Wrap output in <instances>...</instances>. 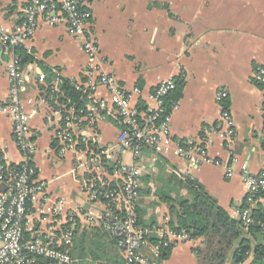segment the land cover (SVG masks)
<instances>
[{"label":"crops","instance_id":"crops-1","mask_svg":"<svg viewBox=\"0 0 264 264\" xmlns=\"http://www.w3.org/2000/svg\"><path fill=\"white\" fill-rule=\"evenodd\" d=\"M27 4L28 0H0V25L16 30L24 20ZM90 8V32L99 47L103 72L116 77L126 89L142 88L146 96L161 81H184L172 111L173 138L184 145L189 141L199 146L210 142L206 146L208 155L222 162H202L198 156L191 162L176 154L175 149L163 156L146 152L136 163L142 174L140 208L144 219L160 226L169 216L167 204L152 198L153 183H157V189L190 198L187 190L176 184L177 179L184 178L201 184L235 218V210L246 199V173L258 174L264 169V87L253 80L255 69L264 67V0H95ZM24 48L30 60L24 65L21 98L30 114L37 179L45 185L43 194L33 203L27 227L33 235L44 231L52 208L60 202L65 214L100 213L101 209L93 206L84 188L87 171L80 167L84 157L60 152L55 136L60 115L46 92L49 86L53 91L59 89L58 79L87 89V57L82 45L66 24L53 27L39 19ZM10 59V54L0 52V107L9 101ZM221 91L228 93L225 104L235 124L233 148L219 138L222 109L217 95ZM94 96L108 100L109 92L98 84ZM86 101L88 112L92 103ZM87 121L80 127L84 135L103 147L116 143L120 131L117 124L103 116L95 121L93 129ZM0 152L12 164L23 162L12 121L1 112ZM228 165L232 177L226 175ZM259 208L264 214V196ZM79 221L71 253L74 264H115L107 261L106 253L113 249L122 256V252L114 249L108 239L95 238L99 244L95 251L103 259L95 260L91 251L79 258L75 240L83 230L102 232L99 227H89L83 218ZM200 244L201 240L178 243L160 264H198L192 249Z\"/></svg>","mask_w":264,"mask_h":264},{"label":"built area","instance_id":"built-area-1","mask_svg":"<svg viewBox=\"0 0 264 264\" xmlns=\"http://www.w3.org/2000/svg\"><path fill=\"white\" fill-rule=\"evenodd\" d=\"M93 1L28 0L24 20L16 30L0 25V52L11 55L8 65L9 101L0 107V112L11 119L14 140L23 157V162L16 164L21 166L20 169L0 166V264H43L41 260L74 264L70 248L82 218L89 227L101 228L116 241L124 264H152V260L160 255V246L150 242L151 235L165 238L164 248L190 241L183 233L169 228V216L160 226H139L136 210L141 207L142 174L137 161L146 152L163 156L175 149L176 154L191 162L200 157L202 162L222 164L208 155L206 146L210 142L199 146L192 141L182 145L174 140L171 123L177 102L171 100V96L177 90L175 80L161 81L146 96L142 88L126 89L116 77L103 72L99 47L90 32L93 17L90 6ZM39 19L53 27L66 24L70 34L81 43L87 57V89H77L91 101L92 110L77 112L73 106H62L58 110L60 121L55 136L62 154L73 152L84 157L80 159V167L87 171L84 188L93 206L97 205L101 210L100 213L80 211L65 214L63 202H60L52 208L44 231L30 235L27 227L33 203L43 194L45 185L38 181L33 164L36 147L31 140L30 114L21 98L25 86L24 66L14 50L33 37ZM41 80H45V76ZM253 80L264 87L263 66L255 69ZM58 83L61 80L58 79ZM98 84L108 90V100L95 98ZM58 90L56 88L52 93L57 94ZM227 98L225 91L217 95L222 109L219 138L225 141L228 148H233L235 124L225 104ZM262 111L264 113V104ZM103 116L120 129L116 143L108 147L101 146L92 137L88 138L80 128L84 120H88L94 129L95 121ZM126 153L131 155V164L122 161ZM226 171L227 177L233 176L230 165ZM244 180L247 185L246 199L243 206L235 210V218L248 228L255 223L254 213L264 196V169L258 174L247 172ZM257 224L264 233V220L257 221Z\"/></svg>","mask_w":264,"mask_h":264},{"label":"trees","instance_id":"trees-1","mask_svg":"<svg viewBox=\"0 0 264 264\" xmlns=\"http://www.w3.org/2000/svg\"><path fill=\"white\" fill-rule=\"evenodd\" d=\"M14 53L21 58L23 66L30 60L24 45L16 48ZM176 82L177 92L175 96H171L173 101L176 97H180L184 86V81ZM52 91V87L49 86L46 92L48 97L54 95L51 104L56 110L64 105L73 106L77 112L87 109L86 98L76 86L71 85L70 81L61 80L58 90L60 92L53 94ZM4 158V154L0 152V166L20 169V165L8 164ZM177 180L176 184L186 189L190 198L181 197L179 192L174 197V192L166 189H160L158 195L160 201L169 207V228L177 233H183L190 242L201 240V244L192 249L198 264H264V233L260 225L257 224V221L264 220L261 208H258L254 213L255 223L247 228L241 221L227 213L201 184L190 178ZM136 213L140 227L150 228L156 225L155 221L148 222L144 219L140 207L137 208ZM90 234L92 236L88 240ZM27 238H30L29 234H27ZM95 238L108 239L112 242L114 249L117 248L121 251L116 241L104 230L102 232L99 229L94 232L83 230V233L75 240V249L77 253H81L79 258H83L85 253L91 251L95 260L103 259V256H97V251H95L99 245ZM149 240L160 246V255L152 260V264H160L170 257L175 247L174 244L164 248L165 238L154 235H151ZM73 245L70 248V253H72ZM106 256L107 261L124 264L123 255L120 256L113 249L108 250ZM41 261L43 264H54L47 260Z\"/></svg>","mask_w":264,"mask_h":264},{"label":"rangeland","instance_id":"rangeland-1","mask_svg":"<svg viewBox=\"0 0 264 264\" xmlns=\"http://www.w3.org/2000/svg\"><path fill=\"white\" fill-rule=\"evenodd\" d=\"M122 161L125 163V164H131L132 163V159H131V155H130V153H126V155H124L123 156V159H122ZM57 167H60V166H57ZM151 178V177H150ZM153 179L155 178H157V177H155V176H153L152 177ZM158 179V178H157ZM153 183V182H152ZM159 183H161V180H159ZM154 184V187L152 188V192H151V194H152V198H154L153 200H159L160 201V199H159V191H160V189H157V187H158V185H157V183H153ZM174 197H176V195L174 194L173 195ZM161 202V201H160Z\"/></svg>","mask_w":264,"mask_h":264}]
</instances>
